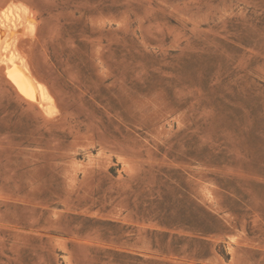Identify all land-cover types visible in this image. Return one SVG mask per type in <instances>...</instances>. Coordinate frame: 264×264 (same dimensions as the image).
<instances>
[{
    "label": "rangeland",
    "instance_id": "1",
    "mask_svg": "<svg viewBox=\"0 0 264 264\" xmlns=\"http://www.w3.org/2000/svg\"><path fill=\"white\" fill-rule=\"evenodd\" d=\"M9 5L0 264H264V0Z\"/></svg>",
    "mask_w": 264,
    "mask_h": 264
},
{
    "label": "bare ground",
    "instance_id": "2",
    "mask_svg": "<svg viewBox=\"0 0 264 264\" xmlns=\"http://www.w3.org/2000/svg\"><path fill=\"white\" fill-rule=\"evenodd\" d=\"M32 22L33 17L22 6L9 5L0 12V64L5 66V73L21 94L45 107L51 100L50 93L46 86L35 77L24 57L27 54L23 56L19 48L21 46L17 45L18 34L21 29H24L21 27L24 24H26L24 26L31 25Z\"/></svg>",
    "mask_w": 264,
    "mask_h": 264
}]
</instances>
